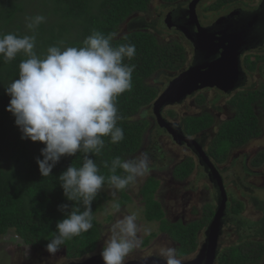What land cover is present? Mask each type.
Instances as JSON below:
<instances>
[{"label": "trees", "instance_id": "16d2710c", "mask_svg": "<svg viewBox=\"0 0 264 264\" xmlns=\"http://www.w3.org/2000/svg\"><path fill=\"white\" fill-rule=\"evenodd\" d=\"M155 0H0V36L15 34L36 38L35 52L44 58L51 46L82 47L83 41L94 31L112 36V46L134 44L135 56L124 58L123 63L135 65L132 73V88L117 98L118 115L117 126L123 129L124 139L113 144L110 137H105V146L100 155L90 156L99 168V174L106 178L111 175V162L116 157L128 160L139 154L143 148L145 134L149 123L142 113L158 98L159 90L152 80L161 71L175 72L181 68L180 54L176 48L165 46L158 42L152 33L135 32L123 37H117L121 27L134 15L146 14ZM175 2L178 0H164ZM239 1L248 0H220L211 7L210 11H218L223 7ZM30 18L43 16L45 19L35 29H29L20 23L23 16ZM27 57L20 53L14 60L5 61L0 55V238L14 232L28 247L36 251L49 253L46 246L57 231L56 225L65 218L60 206L67 204L69 210L75 202L68 201L60 185L59 176L70 166L81 167L83 153L76 156L62 157L54 167L52 174L43 177L36 163L41 156V143L22 140L21 132L15 124V118L6 111L10 97L5 88L19 77V64ZM264 63V53L258 58ZM258 61L249 63L248 71L256 72ZM240 90V89H239ZM199 104L204 105L205 99L199 95ZM233 115L224 121L218 129L216 139L210 149V156L220 165L226 164L231 151L245 147L263 136V130L257 109L264 113V86L249 87L230 99ZM167 115L172 119L175 113L169 111ZM215 119L209 112L199 116H189L184 120V131L189 137L206 133L214 128ZM107 162L109 167H105ZM192 159L182 163V169L177 174L180 180L187 179L194 172ZM255 169L264 167V151L257 154L251 162ZM116 175L126 173L117 168ZM130 184L120 190V199L116 203L120 208L129 206L132 198L128 195ZM111 187L105 182L104 186L92 202L93 227L65 242L58 252H63L66 260L77 261L96 254L102 238V226L97 215L104 210L110 197L104 192ZM160 185L149 181L142 190L143 202L146 210L144 217L148 223L160 224V232L167 234L176 244V255L184 260L196 254L200 249L199 234L205 230L213 217L214 210L206 208L203 219L188 226L174 225L167 221L162 205L156 200ZM229 212L239 224L241 231L246 221H241L245 213V202L233 199L229 203ZM77 207L83 211L82 204ZM210 211V212H208ZM208 212V213H207ZM111 219V217H110ZM260 228L258 237L240 239L236 245L221 251L217 264H263L264 263V219L257 223ZM248 226V225H246ZM259 232V231H258ZM257 232V233H258ZM157 234H153L144 242L146 246ZM57 252V253H58Z\"/></svg>", "mask_w": 264, "mask_h": 264}, {"label": "clouds", "instance_id": "9594fccd", "mask_svg": "<svg viewBox=\"0 0 264 264\" xmlns=\"http://www.w3.org/2000/svg\"><path fill=\"white\" fill-rule=\"evenodd\" d=\"M27 19V27L35 29L45 18L38 15ZM35 46L34 35L0 36V55L6 62L20 53L27 57L19 64V78L5 88L10 97L6 111L15 118L22 140L44 145L43 158L36 160L43 177L52 174L62 157L84 154L81 167L70 166L58 178L66 199L75 202V206L71 210L67 204L60 206L65 218L57 223V231L46 246L55 255L66 241L93 227L92 202L106 181L113 188L123 190L150 173L151 160L147 153L136 160L116 157L111 162L112 174L106 178L99 174L97 164L90 158L101 154L105 137H110L113 144L124 139L123 129L117 126L122 117L118 115L116 101L132 88L135 65L128 66L123 61L135 56L134 44L113 47L112 36L94 31L82 47L51 46L44 58L37 56ZM147 109L142 111L144 116ZM104 166L109 167L107 162ZM117 168L126 175H116ZM77 204H82L84 210ZM112 206L119 211V203ZM136 221L137 214L133 213L111 226L100 253L104 264H125L126 257L140 243ZM159 255L165 264H182L189 259H179L175 247H162Z\"/></svg>", "mask_w": 264, "mask_h": 264}, {"label": "flooded vegetation", "instance_id": "af4514ba", "mask_svg": "<svg viewBox=\"0 0 264 264\" xmlns=\"http://www.w3.org/2000/svg\"><path fill=\"white\" fill-rule=\"evenodd\" d=\"M156 1V0H155ZM195 0H178L175 2H166L164 0H161L162 5L160 8L162 10L158 11L159 9L154 8V1L150 7V10L146 14H137L134 15L132 18H130L124 26L127 28L128 33H135V32H144V33H152L154 36H156L158 42L162 45L168 46L167 44H164L160 42V37L166 38V36H178L179 39L182 41L181 44H173V48H176L180 54V59L182 64L180 65L181 68L178 71L171 72V71H161L157 73L152 80L154 85L156 86V82L158 81V78L164 75L168 80V86L174 82L175 80L180 79V76L187 72L190 68H192L195 64L201 65L202 64V56L197 53L196 51V46L195 44L199 45L202 41L201 38L200 40L198 39V34H199V26L198 24H195L194 21L190 20V16L188 14L190 6ZM207 0H203L200 2V4L197 7V15L199 19V23L201 27L203 28H212L216 22H218L220 19L223 18H229L232 14L238 13L235 17L229 18L227 20V23L231 24H237V23H245L249 19H252L253 17H258V21L256 25L252 28L251 36L247 40L246 43V48L247 50L245 51V56L243 58V61L246 62L252 55L257 56L256 54L260 51H263L261 48L264 47V0L262 2L261 7L257 11H246L245 8H239L238 5L241 6H246V1H239L236 3H232L230 5H227L223 7L218 13L215 12H206L209 13V16L203 13V10H199L200 7L204 4V2ZM154 14L153 19H150L149 15ZM217 14L219 17L217 19L211 18L212 22L207 23L205 20H207L211 15ZM214 16V15H213ZM239 24V25H242ZM170 28V30H169ZM227 28V24L220 26L217 31L215 32L216 35H219L222 30H225ZM172 36V37H174ZM189 36L190 38H188ZM218 43H215L217 45ZM214 60V59H213ZM264 66V63H262ZM247 69L249 68V63L243 64ZM250 72V71H249ZM250 77H253L250 75ZM249 77L248 74H246L243 84L240 87V90H237L235 92L236 94L243 89H248L249 88ZM166 87V89L168 88ZM252 87V86H251ZM166 89L163 92L159 91V96L158 98L166 91ZM211 91H215L219 95H223L226 97L233 96L232 95H226L225 93H222L218 90H204L201 91L199 95H202L203 93H209ZM195 95L193 97L188 98L186 101L191 100L193 98H196ZM157 100H155L150 107L145 111V118L147 119V123H149V127L147 129V133L144 138L143 142V148L139 152V155L142 153H147L150 157L151 163L155 164H150L151 171L150 173L146 174L142 178L145 180L143 185L139 189L138 195L141 196L142 198V190L145 187V184L149 181H155L158 182L160 185L159 191L156 194V200L162 205L165 213H166V219L170 223L174 225L182 224L184 226H188L193 222L200 221L199 218L197 220H189L188 217L191 216H197L198 211L196 210L195 207L192 209V202H196L198 200V204L203 203L205 201V192L208 189H211L210 195H211V203L205 204L204 205V210H203V217L206 215L205 209L207 208L208 205L212 207L214 210V213H216L217 208H218V203L220 200V189L216 186V184L212 181L213 177V170L215 169V172L217 173L218 177H220V180H222L225 192L229 198V203L231 204L233 202V192L232 190L228 187L227 184V177L226 174H228L229 170L231 167H227V163L229 162L231 155L233 154V151H231L229 160L226 162L224 165H220L217 163L215 160H213L210 156V149L212 146L209 144V131L206 133H203L204 135H197L194 137H189L185 135L188 138L191 139H196L197 142L202 146L203 151L208 155L210 159L211 165L201 162V160L196 156L195 152L192 149H189L186 145L178 146L175 141L173 140V137L166 132L164 129H162L158 123L157 118L154 115V103ZM173 107V108H172ZM176 106H171L167 107L163 110V117L170 123L174 124L177 126V128H182L183 132L184 131V120L182 122L176 123V118H170L167 115L168 111H174V108ZM199 116V115H195ZM164 137H168L172 143L177 145L179 148L186 149L187 152H189V156L182 160V162L178 164H174L175 162L179 161V159H174V160H167V162L164 160V156L161 154L162 149L160 145L157 143L155 144V139H163ZM247 146V145H246ZM245 146V147H246ZM244 148V147H242ZM235 149V150H240ZM242 151L240 154L234 156L232 165L235 164V161L237 158H242ZM192 159L194 161V172L185 180H180L177 178V174L182 169V163L187 162V160ZM253 158H250L249 156L244 157V162L242 164V168L244 173L250 177L253 174H262L259 172L260 169H251L249 168V163L251 164ZM196 176L194 181H191V177ZM141 178V177H140ZM195 182V183H194ZM237 181L232 182V188L233 191L238 190V185ZM132 186V185H131ZM130 186V187H131ZM128 188V190L130 189ZM236 189V190H235ZM247 190H249V187H247ZM161 191V192H160ZM162 191H164V195H162ZM200 192L202 196H196L195 193ZM161 193V195L159 194ZM159 197L164 201L166 204H162L160 202ZM252 202L257 204L258 201L254 198H252ZM143 201V198H142ZM144 206H146L145 202ZM170 203V205H169ZM174 203V206L172 205ZM211 209V210H212ZM146 208H144V211ZM210 212V211H208ZM207 212V213H208ZM231 213H228V216L225 219V228H224V235L227 231H234L237 232L238 236L239 234V224H242L236 220ZM215 214L207 224L205 230H203L199 234V243L200 248L205 244L206 242V231L211 223V221L214 219ZM236 227V228H235ZM169 237V236H168ZM224 237V236H223ZM170 238V237H169ZM171 239V238H170ZM172 240V239H171ZM203 240V242H202ZM173 241V240H172ZM174 242V241H173ZM175 243V242H174ZM144 244V243H143ZM142 244V247H143ZM178 249V244L175 243ZM200 250V249H199ZM198 253V252H197ZM196 253V254H197ZM195 255V254H194ZM193 255V256H194ZM191 256V257H193ZM190 257V258H191Z\"/></svg>", "mask_w": 264, "mask_h": 264}, {"label": "rangeland", "instance_id": "374dc122", "mask_svg": "<svg viewBox=\"0 0 264 264\" xmlns=\"http://www.w3.org/2000/svg\"><path fill=\"white\" fill-rule=\"evenodd\" d=\"M220 0H207L204 2V4L200 7V11L205 9L203 13L209 16V13L211 12L209 9L217 4ZM263 0H248L246 1V6L238 5L239 8H245L246 11H257L261 5ZM162 5L161 0H156L154 2V8L159 9L158 11L162 10L160 6ZM203 8V9H202ZM218 11H212L215 13H218ZM214 15V16H213ZM211 15L205 22L210 23L212 22L211 18L217 19L219 16L217 14ZM150 19H153L154 14L149 15ZM27 18H30L28 15L23 16L20 19V23L26 24L29 22ZM170 30V28H169ZM128 34L127 28L123 25L118 32L117 37H123L124 35ZM166 36V38L160 37V42L167 44L168 46H172L173 44H181V40L178 36ZM173 47V46H172ZM263 51L258 52L256 55L251 56V61L255 62L258 61V58H261L264 53V47L261 48ZM259 63V61H258ZM243 64H246L245 61H243ZM245 73L248 74L249 77V87H255L261 88L264 86V66L262 63L258 64V68L256 72H249L248 69L244 66ZM252 75L253 77H250ZM167 78L162 75L158 78V81L156 82L157 89L160 92H163L166 87L168 86ZM205 99L204 105L199 104V96H196V98H193L188 101H183L181 104H178L176 108H174L176 123H181L182 120H184L186 117L189 116H195L200 115L203 112H209L213 115L215 119V125L214 128L209 131V144L210 146L213 145L214 140L216 139L218 129L222 125L224 121L229 119L233 113L234 110L232 106L230 105V99L233 96H223L219 95L215 91H211L209 93H203L201 95ZM173 108V107H172ZM257 114L260 118V123L263 130V136L260 139H256L252 141L250 144H248L246 147L242 148V158H237L235 161V164L232 165V161L234 156L241 153L240 150H234L233 154L231 155L229 162L226 164L227 167H231L228 174H226V177L228 179L227 184L228 187L233 192V199L237 200H243L246 205L245 213L241 217V221H246V225L243 224L241 231L239 230L240 236H238L236 229L232 232L227 231L224 235V237L221 239V248L222 250L229 248L233 245H236L237 242L240 241V239H248L253 237H258L260 233V228L258 227L257 223H260L264 219V167L259 170L260 174H253L250 177H248L242 168V164L244 162V157L249 156L250 158H254L257 154L264 151V113L263 111L258 108ZM169 112V111H168ZM167 112V113H168ZM155 144L157 143L160 145L162 149V155L164 156V160L167 162V160H174L179 159V161L175 162L174 164H178L182 162L185 158L189 156V152H187L186 149L179 148L177 145L171 142V140L168 137H164L163 139H155ZM141 155H137L133 158H129L128 160H136ZM233 157V158H232ZM155 164V163H151ZM251 164L249 163V168ZM196 176L191 177V181H194ZM144 179L139 177L134 183L130 189L127 191L128 195L132 198V203L129 206L122 207L117 211L113 208V204L116 203L117 200L120 199V190H117L115 188L107 187V189L104 190V192L110 197V201L104 206V210H102L97 215V220L102 226V238L99 244L98 251L94 255H101L104 248V241L108 238L110 235V228L111 226L120 218H122L125 215H131L133 213L137 214V225H138V237L140 240L139 245L134 248V250L129 253L128 257H126L125 262L130 261H141L145 258L151 257V256H157L159 258V251L162 247H175L177 251V246L175 243L168 237L167 234L160 232V224L158 223H148L145 220L144 217V203L142 201V198L139 193L140 187L144 183ZM237 181L238 190L233 191L232 188V182ZM195 183V182H194ZM247 187H249V190H247ZM236 190V189H235ZM208 192H205V201L203 203L198 204V200L196 202H192L193 207L196 208L198 211L197 216H189L188 219L191 220H199L203 219V210L204 205L211 203V195L210 191L211 189L207 188ZM161 192V191H160ZM164 191H162V195H164ZM161 195V193H159ZM196 196H202L200 192L195 193ZM252 198L256 199L258 201L257 204L253 203ZM160 202L162 204L164 201L159 197ZM170 205V203H169ZM174 206V203L172 204ZM209 206V207H208ZM208 209H212L210 205H208ZM166 210V208H164ZM206 211V209H205ZM111 217V219H110ZM192 221V220H191ZM244 221V222H245ZM236 228V227H235ZM146 230L148 231V234H146ZM259 231V232H258ZM258 232V233H257ZM157 234V236L150 241L146 246L142 244L150 238L151 235ZM264 237V236H262ZM203 242V240H202ZM201 244V243H200ZM199 252V251H198ZM198 255L195 254L193 257L189 258L188 260L196 258ZM163 259V258H162ZM72 262L69 260H66V256L63 252H58L55 255H52L50 253H42L40 251H36L35 249H32L31 247L26 246L19 237L16 236L14 232H11L9 235L0 238V264H71ZM264 264V263H263Z\"/></svg>", "mask_w": 264, "mask_h": 264}, {"label": "water", "instance_id": "95a60500", "mask_svg": "<svg viewBox=\"0 0 264 264\" xmlns=\"http://www.w3.org/2000/svg\"><path fill=\"white\" fill-rule=\"evenodd\" d=\"M201 1L203 0H195L188 14L190 20L199 26L198 39L201 38L202 42L195 46L197 53L203 58L202 64H195L183 73L180 79L172 82L153 106L154 115L160 127L173 137L175 143L182 147L186 145L195 152L201 162L211 165L208 155L197 140L186 137L182 128H177L176 125L168 122L163 118L162 113L165 108L181 104L184 100L204 90H218L226 95H232L239 90L242 86V78L245 76L242 58L247 50L246 43L259 18L253 17L243 24L227 23L230 17L233 18L238 14L236 13L229 18L220 19L212 28H203L197 15V7ZM224 24H227V28L216 35L217 29ZM215 43L218 44L215 45ZM216 172L214 169L212 181L220 189V200L215 217L206 231V242L200 248L196 258L182 261V264H217L221 254V239L224 236L225 219L229 212V198ZM71 262V264H104L101 255H91ZM125 264H165V262L162 258L151 256L141 261L125 262Z\"/></svg>", "mask_w": 264, "mask_h": 264}]
</instances>
